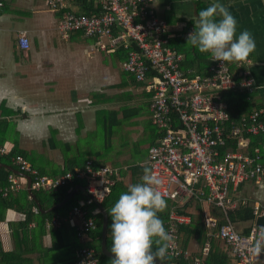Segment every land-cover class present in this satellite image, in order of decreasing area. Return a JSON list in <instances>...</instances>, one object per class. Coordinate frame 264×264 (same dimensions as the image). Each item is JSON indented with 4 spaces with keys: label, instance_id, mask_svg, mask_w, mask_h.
I'll list each match as a JSON object with an SVG mask.
<instances>
[{
    "label": "built area",
    "instance_id": "built-area-1",
    "mask_svg": "<svg viewBox=\"0 0 264 264\" xmlns=\"http://www.w3.org/2000/svg\"><path fill=\"white\" fill-rule=\"evenodd\" d=\"M5 1L0 0V8ZM48 3L65 8L64 0H48ZM96 6L98 11L92 14L66 10L58 29L64 37L76 30L95 37L100 49L127 50L123 70L141 82L150 95L151 120L162 132L159 142L150 147L147 163L162 181L159 190L163 197L181 207L194 198L220 207L224 222L218 225L216 216L207 215L206 224L218 226L215 235L228 245L235 264H264V256L257 260L248 251L258 224L255 222L244 232L231 218L237 209L230 196L231 188L235 190L246 181L264 186V142L253 152L247 148L250 135L264 133V108H256L230 124L224 98V92L229 90L253 95L257 86L250 70L235 74L229 63L222 70L221 62L213 61L211 55L205 74L192 67L183 68L184 55L170 46V26L156 14L151 0H96ZM19 43L24 49L29 47L24 31L19 35ZM235 138L234 149L229 141ZM12 147L11 142L0 144V154H8ZM12 160L22 174H9V185H0L4 195L11 189H27L28 176L32 190L57 191L76 180H87L80 205H75L64 218L76 225L77 235L84 242L97 226L95 217L82 208L85 195L101 203L121 178L116 168L96 167L92 160H87L84 167L58 176L40 173L27 155L17 154ZM254 214L256 218L261 212L255 209ZM60 220L59 217L47 219L46 226L57 227ZM189 221L190 216L178 213L176 207L171 210L167 231L174 237L170 249L174 256L190 254L181 247L176 232L178 224ZM73 256L74 264L98 263L95 249L89 245L84 244Z\"/></svg>",
    "mask_w": 264,
    "mask_h": 264
},
{
    "label": "crops",
    "instance_id": "crops-1",
    "mask_svg": "<svg viewBox=\"0 0 264 264\" xmlns=\"http://www.w3.org/2000/svg\"><path fill=\"white\" fill-rule=\"evenodd\" d=\"M221 2L238 21L237 36L247 30L255 39L256 50L250 57L251 63L243 67L229 63V66L230 69L232 65L238 67V73L243 69L250 70L257 86L253 103L264 108V0ZM151 3L156 14L168 22L170 36L184 31L189 25L185 33L188 36L190 30L195 29L201 4L209 6L212 0H188L187 3L185 0H151ZM64 5L67 9L78 8L68 0H64ZM65 12L63 7H53L48 0H6L0 10V111L10 115L9 119H14V123L27 134L37 136L38 131L42 132V145L24 146L28 144H23L22 136L19 138L12 132L10 124L13 122L8 121L10 133L28 152L32 163V151L45 153L49 170L61 168L77 156L107 160L108 145L124 124L125 114L127 117L140 116L144 109L150 113L148 93L141 82L123 70L121 51L100 49L95 37H87L78 30L64 37L58 25ZM22 31L29 39V47L25 49L19 43ZM232 72L236 74L235 70ZM18 105H24V110ZM27 112L33 113V131H26L21 124ZM5 142L12 143L11 140ZM133 160L125 157L118 162V168L123 169L120 175L126 176L124 172ZM234 189H239L236 197L230 196L237 209L242 200L252 201L250 197H254L257 191L262 190L260 192L264 194V186L254 181L244 182ZM83 192L78 189L76 197L82 198ZM252 202L254 210L264 214V206L257 200ZM24 217L17 210H7L6 220L1 223L5 248L12 247L8 222ZM257 217L249 221H233L239 230L244 231L257 221Z\"/></svg>",
    "mask_w": 264,
    "mask_h": 264
},
{
    "label": "trees",
    "instance_id": "trees-1",
    "mask_svg": "<svg viewBox=\"0 0 264 264\" xmlns=\"http://www.w3.org/2000/svg\"><path fill=\"white\" fill-rule=\"evenodd\" d=\"M72 5H76L78 8H63L65 10H73L77 13L92 14L98 11L96 6V0H68ZM200 11L208 7L205 4H201ZM2 10V8H0ZM189 25L185 27L184 31L174 33L170 36V46L178 50L184 55L182 67H192L196 72L205 74L210 65V59L208 53H200L196 48L187 44V37L185 35ZM79 31V30H78ZM81 32V31H80ZM72 33V32H71ZM70 33V35H71ZM83 33V32H81ZM117 50L121 51L123 61L127 58V50L124 47H117ZM232 71H239V68L235 65L231 66ZM126 72V71H125ZM128 73V72H126ZM134 77V76H133ZM135 79V77H134ZM136 80V79H135ZM149 98L150 106V95ZM250 96V98H249ZM253 95H249L246 92H240L236 90H229L224 92V98L228 103L230 112V124L238 122L241 117L250 114L254 109L259 108V105L253 103ZM4 110V109H2ZM4 113V112H3ZM150 110V120H151ZM8 114H3L5 117ZM6 118V117H5ZM3 118L0 120V144H3L6 140H11L13 147L8 154H0V185L5 187L9 185L8 176L10 173H15L14 170L17 166L12 160V156L17 154L27 155V151L19 146V141L16 137H13L9 131V123ZM129 117L126 116L124 121ZM152 123V120H151ZM154 136L147 152V159L133 160L129 168L124 172L125 175H130L127 181L126 176H122L112 186V190L101 202L106 209H111L119 196L126 192L129 185L141 182L140 178L143 175L145 167L150 168L148 163L142 164L141 162L147 161L149 158L150 147L159 142L162 136L161 130L155 126ZM232 148L237 146V138L230 140ZM264 142V133L258 135H250L249 147L251 152L255 147L261 145ZM51 147V144H49ZM67 149L71 148L68 145H64ZM46 148H48L46 146ZM33 166L36 167L42 174H50L52 176H58L65 173L68 170H74L76 167H84L86 161L91 159L96 167L109 165L119 170V173H123V169L118 168L119 163L109 164L107 160L99 161L93 157L77 156L72 162H67L61 168L47 169L48 162L45 161L44 154L38 151H32ZM264 161V157H263ZM125 162V161H124ZM128 164V163H123ZM121 165V167H123ZM18 170V169H17ZM129 172V173H128ZM16 174V173H15ZM18 175V174H16ZM20 176V175H19ZM247 182V181H246ZM85 187L87 180H76L57 191L53 190H32L31 193L27 189L14 190L11 189L6 195L0 192V264H74L75 256L73 254L77 252L84 243L81 242L77 235V227L69 220H64L68 215V212L75 206L80 205V200L76 197V192L72 197L66 201L63 205L53 208L49 212H43V209H49L59 202H61L77 185ZM241 183L239 186H241ZM238 186V188H239ZM239 189L235 191L231 188L230 195L236 197ZM86 194V192H83ZM166 201V210L160 213V218L164 222L165 229L167 230V222L170 219V213L173 208L176 207L178 213L187 214L190 216L188 223H180L176 227V232L179 236V242L183 250L191 249L188 257L183 254L174 256L169 251L168 258L163 264H235L234 259L230 256V249L228 245L220 240L215 235L218 226H209L206 224V216L213 215L218 218V225L224 222L223 213L220 207L208 204L204 201H198L195 198L189 200L186 204L178 206L175 201L169 198L163 197ZM85 204L82 208L88 211L89 215L95 217L96 228L89 233V241L85 245L92 246L95 249L97 264H110L111 259L114 257L108 256L102 251V222L103 215L100 211L99 203L93 199H90L88 195L84 198ZM39 205L41 207H39ZM8 209L17 210L25 215L23 220L9 221L8 226L10 230V238L12 247L5 248L3 245V239L1 235V223L6 220V214ZM99 209V212L96 210ZM236 213H232V219L235 221H249L254 219V204L249 199H244L241 202L239 209H236ZM108 212V211H107ZM53 217H59L60 224L57 227H47L46 220ZM108 235H107V247L110 250L112 246V237L110 225L112 223L111 216L108 214ZM31 223H35L31 226ZM245 232L249 231V228L244 229ZM193 242L197 243V248L192 249ZM208 246V250L205 247ZM66 255V256H65ZM65 256V257H64ZM62 257V258H60Z\"/></svg>",
    "mask_w": 264,
    "mask_h": 264
},
{
    "label": "clouds",
    "instance_id": "clouds-1",
    "mask_svg": "<svg viewBox=\"0 0 264 264\" xmlns=\"http://www.w3.org/2000/svg\"><path fill=\"white\" fill-rule=\"evenodd\" d=\"M198 16L194 31L187 37L188 45L221 62L222 70L225 63H237L241 67L251 63L255 39L247 30L237 36L238 21L221 0H212ZM18 107L24 110V105ZM21 124L26 131H33V113L27 112ZM140 180L129 185L114 206L107 209L112 219L110 251L114 254L110 264H156L157 260L163 264L174 243L159 215L167 207L159 190L162 181L148 167L144 168ZM248 251L257 260L264 256V225L256 228Z\"/></svg>",
    "mask_w": 264,
    "mask_h": 264
},
{
    "label": "rangeland",
    "instance_id": "rangeland-1",
    "mask_svg": "<svg viewBox=\"0 0 264 264\" xmlns=\"http://www.w3.org/2000/svg\"><path fill=\"white\" fill-rule=\"evenodd\" d=\"M3 114L5 113H0V120L1 118L6 117L7 121L13 122L12 124H10V126H12V132L17 134L19 138L22 136L21 140L23 144H28L24 146H31V144H36V146H38L43 144L44 141L40 140V134L42 132L38 131L37 136L27 134V132L20 129L18 125L14 123V119H9L10 115H6L5 117H3ZM133 116H130L124 121V124L117 129L116 135L110 141L111 145H108L109 149L107 150L108 155L106 157L109 164L118 163L121 159H125V157H128L129 161L131 159H147V152L151 144L155 128L151 123L150 113L148 110L144 109L140 113V116ZM29 136H31V138H29ZM260 191L262 190L257 191L254 197L250 198L252 201H254V203L255 200H257L261 204V206H264V194ZM240 225L241 224H239V226ZM89 240L90 239H87L85 242L81 240V242L86 244ZM191 248L196 249L197 243L193 242ZM189 251H191V249H189Z\"/></svg>",
    "mask_w": 264,
    "mask_h": 264
},
{
    "label": "water",
    "instance_id": "water-1",
    "mask_svg": "<svg viewBox=\"0 0 264 264\" xmlns=\"http://www.w3.org/2000/svg\"><path fill=\"white\" fill-rule=\"evenodd\" d=\"M14 172L17 173V174H22L17 169H15ZM30 183H31V178L28 176L27 190H28L29 193L32 192L31 184ZM78 189H81L83 191L85 190V188L83 186H81L80 184H77L73 188V190L61 202H59L57 205H55V206H53V207H51L49 209H43V212L47 213L50 210H52L53 208H56L58 206L63 205L66 201H68L72 197V195ZM39 207H41V206L39 205ZM99 207H100V211H101V213L103 215V222H102V241H101V243H102V251H103L104 254H106L108 256H111V257H114V254H112L111 251L108 249L107 243H106V241H107V235H108V222H109L108 212L106 211V209L104 208V206L101 203H99ZM256 223L258 225H264V214L259 215L257 217ZM156 264H160V262L157 260Z\"/></svg>",
    "mask_w": 264,
    "mask_h": 264
}]
</instances>
